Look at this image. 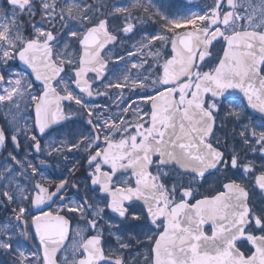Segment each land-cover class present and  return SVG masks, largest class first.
Returning <instances> with one entry per match:
<instances>
[{
	"label": "snow or ice",
	"instance_id": "1",
	"mask_svg": "<svg viewBox=\"0 0 264 264\" xmlns=\"http://www.w3.org/2000/svg\"><path fill=\"white\" fill-rule=\"evenodd\" d=\"M9 143L10 264H264V0H0Z\"/></svg>",
	"mask_w": 264,
	"mask_h": 264
},
{
	"label": "flooded vegetation",
	"instance_id": "2",
	"mask_svg": "<svg viewBox=\"0 0 264 264\" xmlns=\"http://www.w3.org/2000/svg\"><path fill=\"white\" fill-rule=\"evenodd\" d=\"M118 1V0H115ZM118 3V2H117ZM203 5V3L201 4V6ZM140 39L139 36L132 38L131 40H124L123 43H119L117 44L114 48H111L110 51L105 52V57L110 59L111 61V57L114 54H119L121 56H124L127 58V51H132L133 48V44L138 41ZM219 45H217L218 47ZM115 63V61H111L109 64V70H112V66ZM125 66L130 67V63H127ZM107 82V81H105ZM100 91H105V89L100 86L97 85L96 86ZM113 95L116 94V90H112ZM96 98V101H90V104H96V105H106V104H111V101L107 98V97H96L95 94L94 96ZM82 123V122H81ZM80 131L79 125H73L71 127H65L63 129H60L57 133H53L52 135L54 137H66L69 136V134L71 132H78ZM44 139H49L48 137H45ZM43 142V141H42ZM12 147L10 146V143L7 145V147L3 149L2 155L0 156V158H2L3 156L7 155L8 151H11ZM21 155H23V152L20 153ZM80 159V154L78 153H69L68 154V160L65 161L64 157H60L59 161H57V159L55 157H50L48 158V162L50 164V167L47 169L46 171V175H50L52 179H57L58 177H60L61 173L64 174V176H68V172L66 171V167H71L72 165L77 163V160ZM77 175L79 176L80 174L77 173ZM82 183V181H81ZM205 187H208L207 185ZM55 207V206H53ZM0 219L6 217L9 213L6 212L2 207H0ZM73 226H74V222H73ZM2 256L0 257V264H10V260L8 257L4 256L3 254H1Z\"/></svg>",
	"mask_w": 264,
	"mask_h": 264
},
{
	"label": "rangeland",
	"instance_id": "3",
	"mask_svg": "<svg viewBox=\"0 0 264 264\" xmlns=\"http://www.w3.org/2000/svg\"><path fill=\"white\" fill-rule=\"evenodd\" d=\"M87 2L88 3H92L93 2V0H87ZM108 2L109 3H127L128 2V0H118V1H115V0H108ZM161 2V0H155V3H157V4H159ZM167 2V5H171V3L169 2V1H166ZM205 2V0H193V6L195 7V6H201V4L202 3H204ZM217 48H219V46L217 47ZM59 51H64V49H63V47L61 46L60 47V49H59ZM132 51H134V52H136L137 50L136 49H134V48H132ZM137 55H138V53H137ZM0 214H1V212H0Z\"/></svg>",
	"mask_w": 264,
	"mask_h": 264
},
{
	"label": "water",
	"instance_id": "4",
	"mask_svg": "<svg viewBox=\"0 0 264 264\" xmlns=\"http://www.w3.org/2000/svg\"><path fill=\"white\" fill-rule=\"evenodd\" d=\"M178 1H183V0H178ZM18 63V62H17ZM21 68H23L24 66L23 65H19ZM90 75H92V74H90Z\"/></svg>",
	"mask_w": 264,
	"mask_h": 264
}]
</instances>
